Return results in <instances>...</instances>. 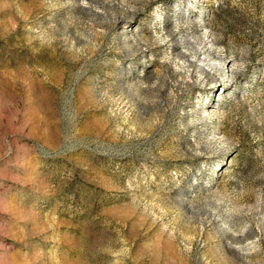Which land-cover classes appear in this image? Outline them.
<instances>
[{"label":"rangeland","instance_id":"374dc122","mask_svg":"<svg viewBox=\"0 0 264 264\" xmlns=\"http://www.w3.org/2000/svg\"><path fill=\"white\" fill-rule=\"evenodd\" d=\"M0 264H264V0H0Z\"/></svg>","mask_w":264,"mask_h":264}]
</instances>
